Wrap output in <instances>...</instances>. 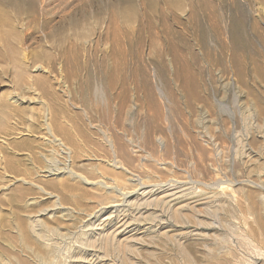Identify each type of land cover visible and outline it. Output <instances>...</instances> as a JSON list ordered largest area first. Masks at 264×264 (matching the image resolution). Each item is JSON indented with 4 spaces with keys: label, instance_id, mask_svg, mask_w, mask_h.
Returning <instances> with one entry per match:
<instances>
[{
    "label": "rangeland",
    "instance_id": "1",
    "mask_svg": "<svg viewBox=\"0 0 264 264\" xmlns=\"http://www.w3.org/2000/svg\"><path fill=\"white\" fill-rule=\"evenodd\" d=\"M0 264H264V0H0Z\"/></svg>",
    "mask_w": 264,
    "mask_h": 264
},
{
    "label": "bare ground",
    "instance_id": "2",
    "mask_svg": "<svg viewBox=\"0 0 264 264\" xmlns=\"http://www.w3.org/2000/svg\"><path fill=\"white\" fill-rule=\"evenodd\" d=\"M38 70H40V68H38ZM34 82V81H33ZM47 120V119H46ZM44 121V120H43ZM47 125V124H46ZM42 130V129H41ZM49 133H51L52 134V131H51V128H49ZM50 134V135H51ZM52 136V135H51ZM110 140V139H109ZM156 142V141H155ZM52 143V142H51ZM53 143H57L56 145L58 146V147H61L62 149V152H63V154H65L66 156H68V158L69 157H71V153L68 151L67 152V148H66V146H65V144L61 141V140H59V139H55L54 141H53ZM152 143V142H151ZM125 144V143H124ZM150 144V143H149ZM114 145V144H113ZM152 145H153V143H152ZM112 146V145H111ZM127 146V145H126ZM125 146V147H126ZM150 146H151V144H150ZM128 147V146H127ZM126 147V148H127ZM152 147V146H151ZM154 147H155V145H154ZM112 148H113V146H112ZM116 148H118L117 150H118V155L116 154V159L115 160H117L118 158H122V159H124L125 157H126V152L128 151V150H126L125 151V148H123V145L119 148L118 146L116 147ZM153 148V147H152ZM151 148V149H152ZM128 149V148H127ZM116 150V149H115ZM115 150H114V152H115ZM150 150V149H149ZM153 150V149H152ZM142 151V150H141ZM154 153V152H153ZM127 154H128V152H127ZM129 155V154H128ZM148 155H150V154H148ZM152 155V154H151ZM113 156V155H112ZM115 156V155H114ZM155 156V155H154ZM118 157V158H117ZM130 157V156H129ZM156 157V156H155ZM45 158V157H44ZM127 158V157H126ZM125 158V160H127V159H129V158H127L126 159ZM131 158V157H130ZM48 159V158H47ZM121 160V159H120ZM125 160H123V161H125ZM149 160V159H148ZM49 161V160H48ZM123 161H121L122 163H123ZM130 161V160H129ZM132 161V160H131ZM163 161H165V160H163ZM47 162V161H46ZM50 162H51V160H50ZM54 162V161H53ZM52 162V163H53ZM116 162V164H118L117 163V161H115ZM127 162H128V160H127ZM152 162V161H151ZM125 163V162H124ZM129 163V162H128ZM54 164V163H53ZM121 164V163H120ZM164 164V163H163ZM162 164V165H163ZM48 165V164H47ZM50 165V164H49ZM55 165H56V163L54 164V167H53V169H52V167H49L48 169H47V171H45L46 172V174L48 173L49 174V176H61L62 174H64V176H66L65 174H70V175H72L73 177L74 176H76V177H79L78 176V174H76L75 173V171H73L72 170V168L70 167V168H65L63 171H62V169L60 168V169H58L57 167V169H55ZM123 165H126V164H123ZM52 166V165H51ZM57 166V165H56ZM118 166V165H117ZM169 166V165H168ZM47 167V166H46ZM59 167V166H58ZM115 167V166H114ZM122 167H124V166H122ZM126 167V166H125ZM135 167V166H134ZM154 167V166H153ZM118 168V167H117ZM120 168V167H119ZM156 168V167H155ZM46 169V168H45ZM125 169H127V168H125ZM135 169V168H134ZM128 170V169H127ZM136 171V170H135ZM128 172H130V171H128ZM118 174V173H117ZM131 174V173H130ZM45 175V174H44ZM119 176V175H118ZM45 178V177H44ZM80 178V177H79ZM85 183H87V184H89L90 185V182H88V180H86V179H83V178H81ZM61 180V179H60ZM64 182V181H63ZM120 183V182H119ZM64 183H62V185H63ZM95 184H97V183H95ZM55 185V184H54ZM53 185V186H54ZM61 185V186H62ZM92 185H93V183H92ZM98 185H99V183H98ZM103 185V184H102ZM107 185V184H106ZM143 185H146V184H143ZM154 185V184H153ZM152 185V186H153ZM65 186V185H64ZM138 186V185H137ZM157 186V185H156ZM66 187V186H65ZM110 187H111V185H110ZM146 187H147V185H146ZM112 188V187H111ZM139 188V187H138ZM158 188V187H157ZM39 189H41V188H39ZM163 189V188H162ZM238 189V188H237ZM145 190V189H144ZM44 192V191H43ZM116 192V191H115ZM152 192H154V191H152ZM165 192V191H164ZM167 192V191H166ZM193 192V191H192ZM130 193V192H129ZM139 194V193H138ZM190 194V193H189ZM195 194V193H194ZM193 194V195H194ZM234 194H236V193H234ZM109 195V194H108ZM122 195V194H121ZM149 195V194H148ZM142 196V195H141ZM167 195H164V197H166ZM196 196V195H195ZM231 196V195H230ZM128 197V196H127ZM148 197H150V196H148ZM153 197V196H152ZM172 197V196H171ZM198 197V196H197ZM229 197V196H228ZM120 198V197H119ZM158 198H159V196H158ZM162 198H163V196H162ZM232 198V197H231ZM155 199V198H154ZM161 199V198H160ZM164 199V198H163ZM162 199V200H163ZM219 199V198H218ZM117 199H115V201H114V199H113V201L114 202H110L111 204H112V206L110 207V208H113L114 209V211H119V210H124V209H126V208H129V207H131V203L130 202H127V204H125V203H121L120 201H116ZM130 200V199H129ZM133 200V199H132ZM136 200V199H135ZM152 200V199H151ZM150 200V201H151ZM157 200V199H156ZM155 200V201H156ZM165 200V199H164ZM167 200V199H166ZM191 200V199H190ZM212 200V199H211ZM215 200V199H214ZM149 201V200H148ZM148 201H146V203H148ZM149 201V202H150ZM155 201H152V202H155ZM158 201V200H157ZM161 201V200H160ZM160 201H158V202H160ZM133 202V201H132ZM152 202H150L149 204L151 205V203ZM163 202V201H162ZM128 203H130V204H128ZM146 203H142V204H146ZM137 204V203H136ZM149 204H146V206L145 207H147V205H149ZM154 204V203H153ZM156 204V203H155ZM160 204V203H159ZM138 205H140V204H138ZM165 205V204H164ZM135 207H137V206H135ZM109 208V207H108ZM133 208V207H132ZM131 208V209H132ZM141 208H143V207H141ZM140 208V209H141ZM149 208V207H148ZM180 208V207H179ZM107 209V208H106ZM134 209H137V208H134ZM128 211H129V209H128ZM132 211V210H131ZM130 211V212H131ZM142 211V210H141ZM141 211H140V213H141ZM129 212V213H130ZM134 212H136V211H133V213ZM115 213H117V212H115ZM114 213V214H115ZM124 213V212H123ZM137 213V212H136ZM121 214V213H120ZM132 214V213H131ZM114 216V215H113ZM120 216V215H119ZM35 217V216H34ZM111 217V216H110ZM117 217V216H116ZM129 217V216H128ZM98 218V217H97ZM113 218V217H112ZM117 219V218H116ZM37 220V219H36ZM126 220V219H125ZM37 221H39V220H37ZM37 221H34V222H32L31 223V230H32V234L34 235V237L38 240V241H41V243H42V241L44 240V238H47L46 236H45V234H43L41 231H39V230H37ZM149 221H150V219H149ZM152 221V220H151ZM14 222V221H13ZM110 222H112V221H110ZM39 223V222H38ZM116 223H118V221H116ZM127 228V227H126ZM129 228V227H128ZM127 230V229H126ZM123 231V230H122ZM54 235V234H53ZM92 236V235H91ZM95 238V237H94ZM89 241H90V239H89ZM82 242V241H81ZM87 242V241H86ZM51 244V243H50ZM91 244V243H90ZM45 246V245H44ZM85 246V245H84ZM87 246V245H86ZM82 247V246H81ZM94 247V246H93ZM95 248V247H94ZM83 249H84V247H83ZM90 249H91V247H90ZM93 249V248H92ZM72 250V249H71ZM85 250H88L87 248L85 249ZM94 250V249H93ZM73 251V250H72ZM91 251V250H90ZM118 251V250H117ZM78 252H82V249L81 250H79V251H77V253ZM61 253V252H60ZM99 253V252H98ZM82 254V253H81ZM86 255H88V254H86ZM85 255V256H86ZM95 255H97V253L95 254ZM99 255V254H98ZM37 257V256H36ZM38 258V257H37ZM98 258V257H97ZM40 261V260H39Z\"/></svg>",
    "mask_w": 264,
    "mask_h": 264
}]
</instances>
